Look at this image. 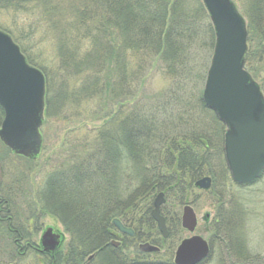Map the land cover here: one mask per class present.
<instances>
[{
  "label": "trees",
  "instance_id": "obj_1",
  "mask_svg": "<svg viewBox=\"0 0 264 264\" xmlns=\"http://www.w3.org/2000/svg\"><path fill=\"white\" fill-rule=\"evenodd\" d=\"M67 2L0 0V16L26 10L40 15L54 33L63 22L59 15L70 13L64 24L68 30L61 35L68 51L64 59L61 56L57 70L61 78L58 86L52 84L46 68L29 58L18 37L0 29L11 35L28 62L43 72L46 118L67 106L90 108L96 101L103 106L95 114L90 109V116L100 119L107 112L111 116V108L118 105L119 112L95 132L92 146L80 145L69 153L75 162L69 170L49 176L41 193L39 215L27 214L25 221L18 220L14 196L0 178V235L10 243L8 264L36 258L37 252L44 258L41 264H130V257L123 253V236L113 226L116 219L134 228L135 237H142L139 231L143 228L148 235L140 239L166 250L167 262L172 264L183 240L180 211L195 205L197 182L210 177L213 193L222 182L216 194L222 205L225 202L220 194L224 196L235 186L224 159L225 127L203 101L202 87L215 46L213 26L200 0H76L70 6ZM234 2L248 22L245 68L264 92V0ZM158 65L171 81L170 88L143 100L142 105H126L140 94L142 82L156 73ZM206 112L216 120L213 135L202 126ZM0 117L4 119L1 107ZM161 193L166 199L162 213L170 232L167 242L161 239L152 218ZM231 204L230 200L229 207ZM236 207L221 211L212 223L213 238L228 240L230 247L234 246L235 219L239 217ZM37 215L52 216L62 223L70 237L66 251L54 256L41 252L32 240ZM117 239L122 243L119 249L111 246ZM168 243L170 247L165 246ZM93 255L95 259L89 262ZM141 262L148 264L144 259ZM131 264L141 263L135 259Z\"/></svg>",
  "mask_w": 264,
  "mask_h": 264
},
{
  "label": "water",
  "instance_id": "obj_2",
  "mask_svg": "<svg viewBox=\"0 0 264 264\" xmlns=\"http://www.w3.org/2000/svg\"><path fill=\"white\" fill-rule=\"evenodd\" d=\"M216 37L213 57L207 73L203 101L226 127L224 153L233 181L240 186L256 182L264 172V95L260 85L246 71L248 30L244 17L233 0H202ZM0 107L4 120L0 141L14 155L36 161L42 151L41 128L46 111V79L31 66L12 37L0 30ZM212 181L197 183L201 190H210ZM160 194L153 217L163 238L168 237L165 220L160 215L164 204ZM121 234L131 230L115 220ZM198 219L191 206L183 209L182 227L194 234ZM63 236L47 228L40 241L46 253L55 254ZM115 247L119 243L112 242ZM143 252H158L149 244ZM208 242L200 236L185 239L176 250L174 264H201L210 256ZM93 259V256L90 258Z\"/></svg>",
  "mask_w": 264,
  "mask_h": 264
},
{
  "label": "rangeland",
  "instance_id": "obj_3",
  "mask_svg": "<svg viewBox=\"0 0 264 264\" xmlns=\"http://www.w3.org/2000/svg\"><path fill=\"white\" fill-rule=\"evenodd\" d=\"M200 1L202 2V0ZM75 2L76 0H69L67 5L70 6ZM235 4L246 20L248 28L247 19L243 15L240 6L237 3ZM70 17V13L59 15V20L63 19V22L61 25L59 23L58 31L54 33L50 26L48 27L42 21L40 15L26 10L20 12L19 15L5 13L0 16V27L3 30L9 31L23 42L20 43H22V47L26 50L29 58L34 63L46 68L47 73L53 79L52 84L54 86H58L61 83L57 70L61 64V56L63 55L64 59V53L68 51L63 45L61 35L67 32L68 26H64V24L67 23ZM212 55L213 52L210 55V62ZM156 70V73L153 71L151 77L142 82L140 94L126 105L132 107L136 103L142 105L143 100L147 102L155 94L170 88L172 83L168 77L160 72L159 65ZM255 81L260 85L257 80ZM202 90H204V87H202ZM101 104L96 101L90 108L82 107L80 110L74 106H70L71 103H69V108L68 106L67 108H62L57 114L46 118V125L41 130L43 150L37 161H30L25 158L21 159V157L13 155L11 151L9 153L0 141L1 184L5 189H9L8 192L14 196L12 204L15 217L18 220L25 221L27 214H40L41 193L43 194L49 176L51 174L54 176L56 171H61L67 167V170H69L70 165L75 163L74 159L69 157V153H72L73 149H80V145L92 146L94 144L95 132L101 129L103 125L111 123V120L119 112L120 106L118 105L111 108V112H113L111 116H109V112L102 115L100 119L97 116H90L89 110L91 109L92 114H95L102 108L103 105ZM206 114L202 126L206 129V125V130L213 135L216 129V120L209 112H206ZM195 118L199 119L198 115ZM2 120L0 117V126ZM221 185H223L222 182H219L215 193H213L212 189L210 191L198 189L196 191V203L194 206L192 205L198 218V228L195 235L201 236L208 241L212 249L210 257L201 264H264V175L251 186L239 187L234 183L233 189L225 191L224 196L220 194L221 197H224V205L216 197L217 191L219 192L222 188ZM230 200L233 207H229ZM235 205L239 206L236 207V213L239 217L237 220L235 219V230L232 238L234 246L230 247L228 240L213 238L212 223L218 216V213L220 214L221 211L225 212L229 209L231 211L235 209ZM38 218L37 221L35 220L36 223L32 230L33 242L37 246H40V240L44 231L47 228H53L64 236L61 250L63 251L64 249L66 251L70 237L62 223L48 215L45 217L41 215ZM182 230L183 239L192 237L193 234H189L183 228ZM7 244L10 245L4 235H0V246L2 248L0 249V264H8L10 262L9 257L11 256L7 255L11 252V247H8ZM165 246L170 247L171 243ZM37 254L36 258L18 259L16 264L43 263L44 258L42 259V255L38 252ZM167 256L159 260L156 257L144 258V260L148 262L152 260L156 264H169ZM128 257H130V264L135 261L133 256ZM173 262L174 257L171 259L172 264Z\"/></svg>",
  "mask_w": 264,
  "mask_h": 264
},
{
  "label": "flooded vegetation",
  "instance_id": "obj_4",
  "mask_svg": "<svg viewBox=\"0 0 264 264\" xmlns=\"http://www.w3.org/2000/svg\"><path fill=\"white\" fill-rule=\"evenodd\" d=\"M212 181V180H211ZM163 194V193H162ZM159 196V195H158ZM158 196H157V198H158ZM163 196H164V200H165V202H164V204L161 206V208H160V215L164 218V220H165V224H166V228H167V231H168V237L167 238H163V236H162V234H161V232H160V230H159V228H158V224H157V222L155 221V219H154V217H153V212H154V210H155V203H156V200H157V198H156V200H155V203H154V209H153V211H152V218H153V220H154V222L156 223V226H157V229H158V233L161 235V239L163 240V241H165V242H167L168 240H169V237H170V232H169V229H168V225H167V221H166V218H165V216L163 215V213H162V207L163 206H165V204H166V199H165V195L163 194ZM190 206H192L191 204H189ZM185 207V206H184ZM193 207V206H192ZM182 215H183V209H182V212L180 211V224H181V226H182ZM123 227L125 228V229H128V230H131L132 232H133V234L132 235H128V234H124L123 233V253H124V256H133L134 257V260L135 259H138L139 261H140V263L142 264V262H141V260L142 259H144V258H153V257H155L157 254H161L162 256L161 257H159V258H157V260H159L160 258H162V257H164V256H167L166 255V250H161L158 246H155V245H153L151 242H145L144 240H142L143 239V236H144V234H146L144 231H143V228L141 229V231H139V233L141 234V236L142 237H140V238H142V239H140V238H138V237H135V230H134V228H132V227H129V226H126L124 223H123ZM182 228V227H181ZM119 235V234H118ZM146 235H148V234H146ZM121 236V235H120ZM184 240V239H183ZM116 242H118L119 243V246L118 247H115V246H113L112 244H111V246L113 247V248H115V249H119L120 247H121V245H122V243H121V241L119 240V239H117L116 240ZM145 244H149V245H151V246H153V247H156V248H158L159 249V251L158 252H143V251H141L140 250V247L142 246V245H145ZM175 254V253H174ZM95 259V256L93 257V259L92 260H89L88 259V261L89 262H92L93 260ZM148 262V261H147ZM153 263H155V261H150V262H148V264H153Z\"/></svg>",
  "mask_w": 264,
  "mask_h": 264
}]
</instances>
